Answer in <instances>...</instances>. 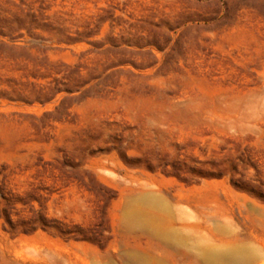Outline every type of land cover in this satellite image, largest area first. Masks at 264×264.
Listing matches in <instances>:
<instances>
[{
	"label": "rangeland",
	"instance_id": "rangeland-1",
	"mask_svg": "<svg viewBox=\"0 0 264 264\" xmlns=\"http://www.w3.org/2000/svg\"><path fill=\"white\" fill-rule=\"evenodd\" d=\"M0 264H264V0H0Z\"/></svg>",
	"mask_w": 264,
	"mask_h": 264
}]
</instances>
